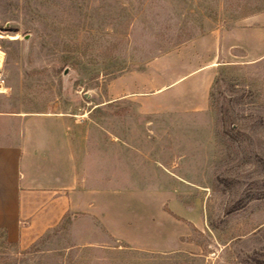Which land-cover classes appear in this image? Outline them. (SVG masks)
<instances>
[{"label":"rangeland","instance_id":"374dc122","mask_svg":"<svg viewBox=\"0 0 264 264\" xmlns=\"http://www.w3.org/2000/svg\"><path fill=\"white\" fill-rule=\"evenodd\" d=\"M0 52V113L89 159L0 264H264V0H0Z\"/></svg>","mask_w":264,"mask_h":264},{"label":"crops","instance_id":"0c3cea01","mask_svg":"<svg viewBox=\"0 0 264 264\" xmlns=\"http://www.w3.org/2000/svg\"><path fill=\"white\" fill-rule=\"evenodd\" d=\"M13 116L0 113V229L28 245L79 204L89 159L62 121Z\"/></svg>","mask_w":264,"mask_h":264},{"label":"bare ground","instance_id":"6f19581e","mask_svg":"<svg viewBox=\"0 0 264 264\" xmlns=\"http://www.w3.org/2000/svg\"><path fill=\"white\" fill-rule=\"evenodd\" d=\"M0 54H1V52H0ZM2 57V56H1ZM3 91H2V88H0V93H2Z\"/></svg>","mask_w":264,"mask_h":264}]
</instances>
